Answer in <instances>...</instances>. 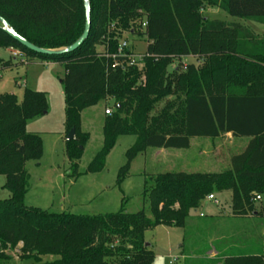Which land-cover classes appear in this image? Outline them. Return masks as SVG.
Returning a JSON list of instances; mask_svg holds the SVG:
<instances>
[{"label":"trees","instance_id":"trees-1","mask_svg":"<svg viewBox=\"0 0 264 264\" xmlns=\"http://www.w3.org/2000/svg\"><path fill=\"white\" fill-rule=\"evenodd\" d=\"M88 1L89 35L72 53L36 54L0 27V49L63 67L65 134L74 129L76 135L65 142V153L75 174L89 140L80 130L81 113L107 100L114 109L104 118L102 149L86 172H101L117 140L134 136L118 184L148 149L188 150L192 139L223 135L249 141L220 173L148 176L144 194L151 218L123 210L53 214L24 204L30 180L26 164L43 155L40 136L28 133L26 125L47 112L45 94L25 89L21 101L0 95V176L10 195L0 201V264H10L7 252L18 246L17 257L30 264H151L154 253L145 247L146 231L184 229L191 211L209 195L224 192L231 194L233 218H262L263 248L260 254L225 256L221 263L264 264V37L202 15L212 8L264 25V0ZM0 17L28 43L51 51L73 45L85 25L81 0H0ZM123 32L147 42L142 60L133 66L130 45L124 57L117 56ZM187 57L202 58L205 65L168 72L174 60ZM47 256L57 259L43 262Z\"/></svg>","mask_w":264,"mask_h":264},{"label":"rangeland","instance_id":"rangeland-1","mask_svg":"<svg viewBox=\"0 0 264 264\" xmlns=\"http://www.w3.org/2000/svg\"><path fill=\"white\" fill-rule=\"evenodd\" d=\"M209 20L238 24L258 37H264V25L230 17L218 9L206 8L202 12ZM122 41L132 47L135 57H143L147 42L144 38L122 33ZM203 67L202 58L174 60L168 68L184 71L188 65ZM64 69L52 61L37 58L26 64L14 60L8 49H0V95H14L22 100L25 89L45 94L47 112L27 123L28 133L39 135L43 155L39 162H29V188L24 198L28 208L53 214L68 213L75 216L127 214L143 211L151 218L148 195L144 194L148 176L165 173H220L228 169L229 159L239 154L247 145V138L223 135L218 139L199 138L192 141L190 149L169 154L161 149H148L130 164L128 174L118 184L120 170L126 164V152L134 145V136L120 137L107 156L104 169L87 173L103 145L102 126L105 111L113 112L112 100L81 113L80 130L88 134L77 174L71 169L65 153L64 96L60 81ZM173 155V156H172ZM0 176V201L9 198ZM218 202L204 201L196 211H191L184 229L160 226L144 233L145 243L151 247L154 259L151 264H222L225 256L260 254L263 248V220L259 216L238 219L231 217V194H213ZM202 218H199V215ZM20 246L7 253L10 264H30L17 257ZM57 258L47 256L43 262Z\"/></svg>","mask_w":264,"mask_h":264},{"label":"water","instance_id":"water-1","mask_svg":"<svg viewBox=\"0 0 264 264\" xmlns=\"http://www.w3.org/2000/svg\"><path fill=\"white\" fill-rule=\"evenodd\" d=\"M83 2L84 7V13H85V25H84V31L81 37L70 47L60 50H43L39 49L30 43H28L25 39L20 37L9 25L8 23L0 17V27L1 30L9 36L13 41L20 44L22 47L40 55H48V56H57V55H63L67 53H72L73 51L77 50L83 42L87 39L90 31V5L88 0H81ZM76 140L75 130L71 129L67 135H66V142H72ZM145 247H149L148 244H145Z\"/></svg>","mask_w":264,"mask_h":264},{"label":"built area","instance_id":"built-area-1","mask_svg":"<svg viewBox=\"0 0 264 264\" xmlns=\"http://www.w3.org/2000/svg\"><path fill=\"white\" fill-rule=\"evenodd\" d=\"M144 26V25H143ZM128 43L126 41H121L120 42V45H119V48L117 50V56L120 57H124V50L125 48L127 47ZM9 50V53H10V56L14 59V60H19L20 61V64L22 65H25L26 64V59L24 58V56L17 50H14V49H8ZM131 62L129 63L130 66H133L135 64V62H139L142 60L143 57H135V56H132V57H129ZM115 66H117V64H115ZM112 111L107 109L105 111V115L106 116H109L111 115ZM206 201H211L213 202L215 205H218V202L217 200L215 199V196L214 195H209L207 198H206ZM255 202L257 201H260V197H256L254 199Z\"/></svg>","mask_w":264,"mask_h":264},{"label":"crops","instance_id":"crops-1","mask_svg":"<svg viewBox=\"0 0 264 264\" xmlns=\"http://www.w3.org/2000/svg\"><path fill=\"white\" fill-rule=\"evenodd\" d=\"M8 52H9V50H8ZM189 58H192V57H187V58H182V59H189ZM192 59H195V58H192ZM194 140H196V138L195 139H192L191 141H190V146H191V144H192V141H194ZM190 149V148H189ZM162 150V149H161ZM182 151H185V150H165V152H169V154H173V153H175V154H178L179 152H182ZM173 156V155H172ZM232 217V216H231ZM199 218H202V215L200 214L199 215ZM233 218V217H232ZM243 219H247V218H243Z\"/></svg>","mask_w":264,"mask_h":264}]
</instances>
